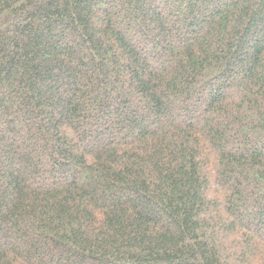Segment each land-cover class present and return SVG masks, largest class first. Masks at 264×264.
<instances>
[{"label": "trees", "instance_id": "1", "mask_svg": "<svg viewBox=\"0 0 264 264\" xmlns=\"http://www.w3.org/2000/svg\"><path fill=\"white\" fill-rule=\"evenodd\" d=\"M0 264H264V0H0Z\"/></svg>", "mask_w": 264, "mask_h": 264}]
</instances>
